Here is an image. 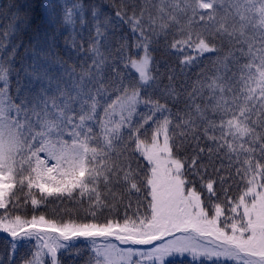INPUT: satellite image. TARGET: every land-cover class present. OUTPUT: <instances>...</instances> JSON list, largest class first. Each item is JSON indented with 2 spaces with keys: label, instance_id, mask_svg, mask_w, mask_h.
I'll list each match as a JSON object with an SVG mask.
<instances>
[{
  "label": "snow or ice",
  "instance_id": "1",
  "mask_svg": "<svg viewBox=\"0 0 264 264\" xmlns=\"http://www.w3.org/2000/svg\"><path fill=\"white\" fill-rule=\"evenodd\" d=\"M0 210V264H264V0L0 3Z\"/></svg>",
  "mask_w": 264,
  "mask_h": 264
},
{
  "label": "trees",
  "instance_id": "2",
  "mask_svg": "<svg viewBox=\"0 0 264 264\" xmlns=\"http://www.w3.org/2000/svg\"><path fill=\"white\" fill-rule=\"evenodd\" d=\"M6 0H0V3H4ZM127 30V29H125ZM178 38V37H177ZM172 37H169L168 43H171ZM189 54L191 53L190 50ZM153 56L155 58L156 63L161 67V71L164 70L165 66L171 67L172 69H175L176 73L179 75L180 73V59L182 56L180 54L175 53L174 50H171L168 48L167 44L164 42H161L157 46V50L153 53ZM43 156V154H42ZM146 163V162H145ZM236 189L235 186L233 188V195H235ZM50 202L40 206L36 213L44 214L47 218L55 219L57 222L61 221H68L73 220L76 222H85L86 220H91L92 217L87 214V202L84 201L83 203L77 199V200H70V199H64L63 201L60 200H52V198H49ZM3 211V210H0ZM22 214H26L27 216H31L33 214L32 207L29 205L27 207L26 212L24 210H20ZM97 219L103 221V216H98ZM7 237L6 234L0 233V252H2L6 245H7ZM118 245L120 248H127V247H133L140 250H147L151 246H132V245H122L119 244L118 241H113ZM163 242V241H161ZM34 241L31 244H28L24 247H21L17 253H16V260L17 264H23V261L26 258H29L30 252H34L36 249L33 247ZM88 255L87 251H85L84 258H86ZM79 264H84V260L81 259ZM227 264H233V262H227Z\"/></svg>",
  "mask_w": 264,
  "mask_h": 264
},
{
  "label": "rangeland",
  "instance_id": "3",
  "mask_svg": "<svg viewBox=\"0 0 264 264\" xmlns=\"http://www.w3.org/2000/svg\"><path fill=\"white\" fill-rule=\"evenodd\" d=\"M133 259H137V258L134 257Z\"/></svg>",
  "mask_w": 264,
  "mask_h": 264
}]
</instances>
